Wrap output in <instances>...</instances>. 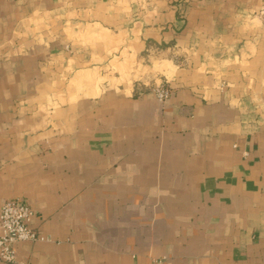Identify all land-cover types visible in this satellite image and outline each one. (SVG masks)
I'll list each match as a JSON object with an SVG mask.
<instances>
[{"label":"crops","instance_id":"0c3cea01","mask_svg":"<svg viewBox=\"0 0 264 264\" xmlns=\"http://www.w3.org/2000/svg\"><path fill=\"white\" fill-rule=\"evenodd\" d=\"M7 200L24 264H264V0H0Z\"/></svg>","mask_w":264,"mask_h":264},{"label":"built area","instance_id":"2783aa9c","mask_svg":"<svg viewBox=\"0 0 264 264\" xmlns=\"http://www.w3.org/2000/svg\"><path fill=\"white\" fill-rule=\"evenodd\" d=\"M157 99L165 102L171 95L167 87L155 89ZM33 209L19 200H7L0 206V260L8 264H24L19 261L16 244L20 242H45L48 238L32 226Z\"/></svg>","mask_w":264,"mask_h":264}]
</instances>
